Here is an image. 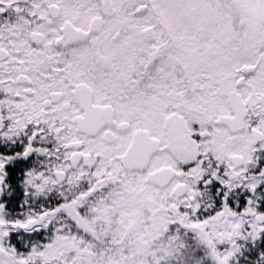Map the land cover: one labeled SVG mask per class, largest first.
<instances>
[{"label": "snow or ice", "instance_id": "snow-or-ice-1", "mask_svg": "<svg viewBox=\"0 0 264 264\" xmlns=\"http://www.w3.org/2000/svg\"><path fill=\"white\" fill-rule=\"evenodd\" d=\"M0 264H264V0H0Z\"/></svg>", "mask_w": 264, "mask_h": 264}]
</instances>
